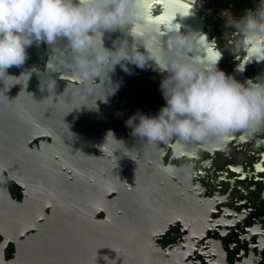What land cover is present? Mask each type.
<instances>
[{
	"label": "flooded vegetation",
	"instance_id": "af4514ba",
	"mask_svg": "<svg viewBox=\"0 0 264 264\" xmlns=\"http://www.w3.org/2000/svg\"><path fill=\"white\" fill-rule=\"evenodd\" d=\"M189 1L198 4H190L193 17L164 22L147 37L148 51H166L169 36L183 33L193 37L197 63L242 84L264 74V62L254 60L264 46L240 47L229 18L212 31L201 6L207 1ZM236 1L216 3L239 19ZM108 33L106 48L132 42L120 30ZM67 73L62 69L54 81L68 97L83 88L85 122L98 141L76 153L73 143L48 135L28 140L26 116L41 127V110L0 117V132L7 133L0 145L23 152L13 160L8 153L0 164V264H264V132H237L219 145L152 146L132 136L126 121L137 113L155 116L166 105L160 85L168 74L154 61L143 68L121 61L108 76L87 82ZM91 107L105 120L90 118ZM54 112L56 122L74 125V109Z\"/></svg>",
	"mask_w": 264,
	"mask_h": 264
},
{
	"label": "clouds",
	"instance_id": "9594fccd",
	"mask_svg": "<svg viewBox=\"0 0 264 264\" xmlns=\"http://www.w3.org/2000/svg\"><path fill=\"white\" fill-rule=\"evenodd\" d=\"M137 23L144 25L139 34L133 32ZM227 23L240 32V47L264 46V0ZM116 30L131 36L132 43L114 42L113 49L106 48L104 33ZM156 31L137 11L136 0H0V81L12 77L7 69L24 65L26 49L33 42L51 48L62 41L71 50V61L60 60L56 65L48 61L50 72L67 68L87 82L108 76L121 61L143 68L151 60L168 74L160 85L166 105L155 116L137 113L126 121L131 135L149 145L172 140L219 145L237 132L247 136L264 132V74L242 84L214 66L197 63L190 56L193 37L183 33L169 36L166 51L150 52L145 41ZM137 40L141 41L138 48L143 46L146 53L137 50ZM254 60L264 62V55ZM29 76L23 73L12 78L28 80Z\"/></svg>",
	"mask_w": 264,
	"mask_h": 264
},
{
	"label": "water",
	"instance_id": "95a60500",
	"mask_svg": "<svg viewBox=\"0 0 264 264\" xmlns=\"http://www.w3.org/2000/svg\"><path fill=\"white\" fill-rule=\"evenodd\" d=\"M136 9L146 20L151 21L157 30L160 29L164 22H169L170 19H176L180 15L193 17L194 14L191 10L192 6L184 0H136ZM137 24L139 26V32H136V34H139L144 31V25L143 23ZM159 33L162 34L163 32ZM107 37H110L109 33L105 32L103 40ZM140 44L141 41L137 40V50L142 54L146 53L142 46L138 48ZM26 52L27 59L24 65L10 67L7 69V74L18 78L23 73H30L29 79L27 80V77H21L17 80L6 76L3 82L0 81V117H4L5 111L10 110H41L40 112H42L41 114L44 120L41 127L40 125L35 126V116H26V125L29 127L27 134L30 135L28 140H32L36 136L48 135L52 137L55 143H73L76 145V153L79 146L95 145L98 138L96 137L95 131L93 132L92 129L88 128L89 124L85 122V115L82 111L87 109L83 106L81 99L88 98L85 95L83 96V88L76 87L68 97L62 88L63 85L58 82H55V87L51 89L52 80L62 70L58 72H50L47 68L44 70V63H48V61H51L52 65L58 64L60 60L69 63L72 56L71 50L62 41L51 48L47 44L44 46L42 42L39 44L33 42L26 49ZM64 77L81 81L73 72L67 73ZM73 109V126L71 124H65L64 122H56V118L59 116L57 117V113L55 114L54 111H57L60 116H63L61 112L72 111ZM90 109V118H94L95 120L104 119H100L101 117H99L102 115V111L95 110L93 107ZM16 118L18 119L19 117ZM0 125L4 124L1 123ZM14 125L19 126L18 123H14ZM94 126L97 128V126L104 125L100 122H94ZM16 134H12L13 141L18 140L16 139V136H18ZM5 136H7L6 132H0L1 141L5 140ZM86 138H89L90 142ZM169 143L170 141L167 145ZM8 153L11 160L19 159L23 154L19 145H10L9 147L7 145H0V164L3 165L4 161L7 160L6 155ZM37 155H34V157H37Z\"/></svg>",
	"mask_w": 264,
	"mask_h": 264
},
{
	"label": "rangeland",
	"instance_id": "374dc122",
	"mask_svg": "<svg viewBox=\"0 0 264 264\" xmlns=\"http://www.w3.org/2000/svg\"><path fill=\"white\" fill-rule=\"evenodd\" d=\"M207 1V4H201V6L204 8V10L207 11V18L210 21V23L212 24V31L215 30V25L217 23V21H220L223 17L225 18H234V19H238L237 16L234 15V13L232 12L231 9L229 10H221L220 6L217 2V0H205ZM220 23V22H218ZM221 25L223 26V22L221 23ZM227 32V31H225ZM217 33V31H216Z\"/></svg>",
	"mask_w": 264,
	"mask_h": 264
},
{
	"label": "trees",
	"instance_id": "16d2710c",
	"mask_svg": "<svg viewBox=\"0 0 264 264\" xmlns=\"http://www.w3.org/2000/svg\"><path fill=\"white\" fill-rule=\"evenodd\" d=\"M260 0H238L234 3V11L239 14H243L246 10L254 9Z\"/></svg>",
	"mask_w": 264,
	"mask_h": 264
},
{
	"label": "bare ground",
	"instance_id": "6f19581e",
	"mask_svg": "<svg viewBox=\"0 0 264 264\" xmlns=\"http://www.w3.org/2000/svg\"><path fill=\"white\" fill-rule=\"evenodd\" d=\"M189 4H192V5H195V7H198V4L197 3H195V2H192V1H187Z\"/></svg>",
	"mask_w": 264,
	"mask_h": 264
}]
</instances>
